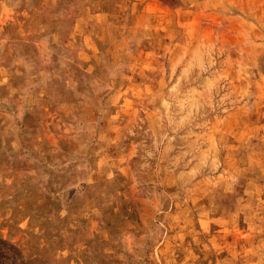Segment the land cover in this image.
Listing matches in <instances>:
<instances>
[{"label": "rangeland", "instance_id": "1", "mask_svg": "<svg viewBox=\"0 0 264 264\" xmlns=\"http://www.w3.org/2000/svg\"><path fill=\"white\" fill-rule=\"evenodd\" d=\"M0 264H264V0H0Z\"/></svg>", "mask_w": 264, "mask_h": 264}]
</instances>
